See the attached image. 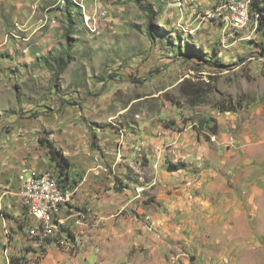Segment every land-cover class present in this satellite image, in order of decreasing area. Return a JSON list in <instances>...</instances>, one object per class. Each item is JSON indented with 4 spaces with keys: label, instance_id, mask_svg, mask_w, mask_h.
<instances>
[{
    "label": "rangeland",
    "instance_id": "374dc122",
    "mask_svg": "<svg viewBox=\"0 0 264 264\" xmlns=\"http://www.w3.org/2000/svg\"><path fill=\"white\" fill-rule=\"evenodd\" d=\"M250 3L0 0V264H264V25L231 9ZM48 143L91 191L63 245L4 198L58 171Z\"/></svg>",
    "mask_w": 264,
    "mask_h": 264
},
{
    "label": "built area",
    "instance_id": "2783aa9c",
    "mask_svg": "<svg viewBox=\"0 0 264 264\" xmlns=\"http://www.w3.org/2000/svg\"><path fill=\"white\" fill-rule=\"evenodd\" d=\"M231 9L239 11L244 21L249 19V9L244 4L233 5ZM17 178V196L23 209L20 223H23V231L29 241L39 244L55 239L56 243L62 245L70 242L71 233L67 231L61 215L64 208L74 200L79 187L74 184L63 185L58 173L53 170L23 171ZM7 234L10 245L11 235Z\"/></svg>",
    "mask_w": 264,
    "mask_h": 264
},
{
    "label": "trees",
    "instance_id": "16d2710c",
    "mask_svg": "<svg viewBox=\"0 0 264 264\" xmlns=\"http://www.w3.org/2000/svg\"><path fill=\"white\" fill-rule=\"evenodd\" d=\"M249 14L251 18L255 21H257L259 24L264 25V0H251L250 3V8H249ZM49 151L50 155L52 157L53 162L56 163L57 167V172L59 175L60 182L63 185H70V168H71V163L69 160L63 155L61 150L56 149L52 144H49ZM20 224V231L19 232H24V225L23 223ZM25 233V232H24ZM12 239L14 240V237L12 235ZM55 239H49L46 241L47 244L54 243ZM35 245H38L37 242H32ZM40 245H44L42 243H39ZM11 264H30L25 258H20V257H12L11 258Z\"/></svg>",
    "mask_w": 264,
    "mask_h": 264
},
{
    "label": "crops",
    "instance_id": "0c3cea01",
    "mask_svg": "<svg viewBox=\"0 0 264 264\" xmlns=\"http://www.w3.org/2000/svg\"><path fill=\"white\" fill-rule=\"evenodd\" d=\"M81 157H82V159H80V160H82L83 162H84V160H85V158H83V155H81ZM93 166L94 167V169H97V170H99L98 168H99V165L97 164V163H95V162H91L90 164H89V166ZM80 166H82V165H80ZM31 169H34V168H31ZM36 169V168H35ZM27 170H30V169H27ZM26 170V171H27ZM86 171H85V167L83 166V167H77L73 162H71V168H70V172H69V176H70V183L71 184H75V185H77L78 187H79V190H78V192L76 193V195H75V197H74V200L70 203V204H68L65 208H64V210H63V212H62V215H61V217H62V219H63V221H64V223H65V225L67 226V221H66V217H68L69 216V214H71V212L73 211V209H74V207H75V204H76V201L77 200H80L81 202H84V200H86V197H88V196H90L91 195V191L89 192H87V190H84V191H82V193H81V185H83L84 184V182H83V180H84V173H85ZM94 172L95 171H90V174H89V178H92L93 177V175H94ZM97 172V171H96ZM22 173V172H21ZM20 173V174H21ZM19 176V175H18ZM18 176H16V180H14L13 179V183H15L16 184V186H17V192H18V189H19V184H18ZM94 178V177H93ZM92 178V179H93ZM91 190V189H90ZM5 198V201H6V204L7 205H10V204H12L13 203V201L15 200V199H18V201H19V203H20V200H19V198H18V196H17V193L16 194H14V196L12 195V192H9L8 193V195H7V197H4ZM2 200V199H1ZM2 203V202H1ZM21 206V205H20ZM11 210H12V208H11ZM22 207H21V213H20V218L22 219ZM18 212V211H17ZM19 214V213H18ZM20 231V230H19ZM67 231H69L68 230V226H67ZM17 232V231H16ZM20 234H21V232H19ZM69 233H71L70 231H69ZM14 236V235H13ZM6 240H7V238H6Z\"/></svg>",
    "mask_w": 264,
    "mask_h": 264
}]
</instances>
